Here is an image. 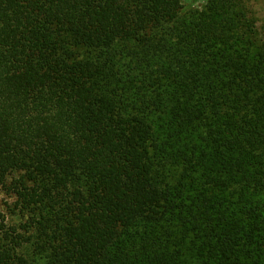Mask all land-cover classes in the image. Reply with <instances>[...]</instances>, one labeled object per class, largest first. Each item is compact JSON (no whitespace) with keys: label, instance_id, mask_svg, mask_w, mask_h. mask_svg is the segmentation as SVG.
I'll return each instance as SVG.
<instances>
[{"label":"trees","instance_id":"16d2710c","mask_svg":"<svg viewBox=\"0 0 264 264\" xmlns=\"http://www.w3.org/2000/svg\"><path fill=\"white\" fill-rule=\"evenodd\" d=\"M182 1L0 0V188L39 226L0 211V264H264V49Z\"/></svg>","mask_w":264,"mask_h":264},{"label":"rangeland","instance_id":"374dc122","mask_svg":"<svg viewBox=\"0 0 264 264\" xmlns=\"http://www.w3.org/2000/svg\"><path fill=\"white\" fill-rule=\"evenodd\" d=\"M219 0H216L218 2ZM250 19L252 43L258 49H264V0H231ZM209 0H183L182 14L200 12L206 8ZM157 123L164 122L166 117L157 116ZM0 211L4 220L11 229L16 232L17 241L26 255L32 254L35 241L38 240L35 229L39 227L33 218L31 208L23 207L13 189L8 187L0 188Z\"/></svg>","mask_w":264,"mask_h":264}]
</instances>
